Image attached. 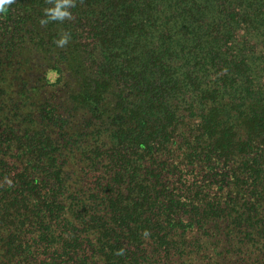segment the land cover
I'll return each instance as SVG.
<instances>
[{
    "label": "trees",
    "instance_id": "trees-1",
    "mask_svg": "<svg viewBox=\"0 0 264 264\" xmlns=\"http://www.w3.org/2000/svg\"><path fill=\"white\" fill-rule=\"evenodd\" d=\"M58 2L0 12V264H264V0Z\"/></svg>",
    "mask_w": 264,
    "mask_h": 264
},
{
    "label": "clouds",
    "instance_id": "clouds-1",
    "mask_svg": "<svg viewBox=\"0 0 264 264\" xmlns=\"http://www.w3.org/2000/svg\"><path fill=\"white\" fill-rule=\"evenodd\" d=\"M12 0H0V12L6 10V4H10ZM70 4V0H59L57 7L55 9H50L53 19H63L64 17L70 15L67 10V6ZM67 42V36L63 37L59 44L63 45Z\"/></svg>",
    "mask_w": 264,
    "mask_h": 264
}]
</instances>
